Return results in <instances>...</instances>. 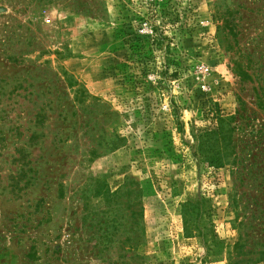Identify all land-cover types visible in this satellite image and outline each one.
<instances>
[{
	"label": "rangeland",
	"instance_id": "374dc122",
	"mask_svg": "<svg viewBox=\"0 0 264 264\" xmlns=\"http://www.w3.org/2000/svg\"><path fill=\"white\" fill-rule=\"evenodd\" d=\"M0 264H264V0H0Z\"/></svg>",
	"mask_w": 264,
	"mask_h": 264
},
{
	"label": "trees",
	"instance_id": "16d2710c",
	"mask_svg": "<svg viewBox=\"0 0 264 264\" xmlns=\"http://www.w3.org/2000/svg\"><path fill=\"white\" fill-rule=\"evenodd\" d=\"M219 125L212 131H206L199 139V148L206 160L217 167H224L232 155V138L236 128H231L229 134L225 132L226 118L218 115ZM189 219H186V225L189 226Z\"/></svg>",
	"mask_w": 264,
	"mask_h": 264
}]
</instances>
